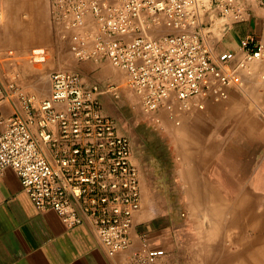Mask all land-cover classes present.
Instances as JSON below:
<instances>
[{"label":"built area","instance_id":"1","mask_svg":"<svg viewBox=\"0 0 264 264\" xmlns=\"http://www.w3.org/2000/svg\"><path fill=\"white\" fill-rule=\"evenodd\" d=\"M60 21L82 32L71 37L70 50L78 60H108L126 72L129 87L140 97L145 113L170 99L190 109V100L204 92L226 99L229 88H240L232 52L215 60L199 30L201 0H54ZM221 16L244 21L247 4L264 8V0H209ZM95 22L88 31L87 17ZM160 22L178 33L159 38L148 29ZM131 36L132 39L126 38ZM244 63L264 58L258 39L240 41ZM242 67L243 63L240 64ZM50 94L36 108L37 118H10L0 135V173L12 168L23 189L39 209L51 208L68 225L87 220L107 253L130 247L133 214L140 204L138 173L131 162V143L100 109L96 90L83 86L71 72L50 75ZM25 109L30 112L31 99ZM202 109L203 104H198ZM37 123L44 141L55 148L53 161L42 153L31 126ZM57 126L54 137L47 128ZM161 248L134 252L128 264H159Z\"/></svg>","mask_w":264,"mask_h":264},{"label":"rangeland","instance_id":"2","mask_svg":"<svg viewBox=\"0 0 264 264\" xmlns=\"http://www.w3.org/2000/svg\"><path fill=\"white\" fill-rule=\"evenodd\" d=\"M46 1L45 32H39L38 25L36 28L31 25L30 32H22L28 24H13L21 30L19 34H29L30 38H0V46L14 50L3 56L4 61L39 74L40 88L45 89L47 96L51 91L50 75L54 71L75 73L84 87L96 90L102 113L112 118L117 131L130 140L131 158L136 147L143 160L146 185L152 193V213L158 216L172 243V264H264L263 130L257 129L255 143L253 136L240 132L238 127H234L232 136L229 134L238 121L234 98L229 97H234L229 93L234 88L227 90L226 99H217L212 91L204 92L190 100L189 110L170 99L156 111L145 113L139 95L128 85L125 71L115 68L106 59L74 57L70 50L71 37L82 30L66 27L58 17L54 0ZM21 18L26 20L28 16L24 14ZM4 19L0 10V26L11 27ZM86 26L88 31L95 30L90 16ZM203 27L200 19L198 28L204 35ZM179 31L160 22L148 29V35L159 38ZM28 44L36 46L29 49ZM203 44L209 50L204 41ZM82 62L98 67L85 68L82 72L76 67ZM200 103L202 109L198 108ZM213 135L223 137V143L229 142L226 152L229 163L230 156H234L232 182L207 181L215 170L207 175L210 169L202 152L206 144L214 143L213 139L209 140ZM226 168L231 169L230 165ZM188 179H192L190 185ZM140 206L141 191L138 211ZM161 258L158 263L165 264Z\"/></svg>","mask_w":264,"mask_h":264},{"label":"crops","instance_id":"3","mask_svg":"<svg viewBox=\"0 0 264 264\" xmlns=\"http://www.w3.org/2000/svg\"><path fill=\"white\" fill-rule=\"evenodd\" d=\"M37 2L36 0H0L4 22L12 24L6 29L0 26V38H30L29 34L19 33L21 30L30 32L33 25L34 28L38 25L39 32H45L47 1ZM24 14L28 18L19 19ZM200 14L205 31L203 41L209 48L210 57L215 60L224 52H232L234 58L230 65L238 66L243 83L241 88L229 91L234 95L229 97L234 98V114L238 120L232 125V132L229 134L232 136L234 127H238L240 132H247L249 136H253L252 142L255 143L254 137H257V129L261 127L263 130L261 149L264 161V58L244 63V52L240 48V41L248 34L254 35L264 48V8L248 3L245 20L234 22L215 11L208 0L201 7ZM18 23L28 24V27H23L21 30L18 29L19 27L15 28V24ZM28 45L29 49L36 46V44ZM5 47V45L0 46V135L7 129L10 118L26 120L30 115L37 118L36 108L47 96L45 89L40 88L39 74L4 61L5 54L14 52ZM241 63L244 64L243 67ZM76 67L83 72L85 68L92 70L98 65L82 62ZM26 98L31 99L30 112L25 109ZM31 130L44 156L53 161L55 148L50 142L41 138L39 134L41 129L37 123H33ZM47 131L54 137L59 136L57 126H51ZM212 139L214 143L206 144L202 152L210 169L207 175H211L215 170L212 178L207 181L215 184L232 182L234 156H230L229 163L226 153L229 142L223 143V137L218 138L217 135H213L209 140ZM226 139L228 141L227 137ZM231 149H234L232 144ZM131 159L139 171L141 209L133 216L130 247L112 256L102 246L87 220L81 224L68 225L53 209L37 208L23 189L16 172L10 167L5 168L0 173V264H128L134 252L154 248H161L166 252L161 258L162 263L172 264L173 258L170 253L172 243L167 238L166 229L158 221V216L152 213V193L147 188L146 171L136 147H133ZM228 165L231 169L226 168ZM193 174L195 173L191 175ZM188 181L190 185L192 179ZM189 188L190 186L188 190Z\"/></svg>","mask_w":264,"mask_h":264}]
</instances>
